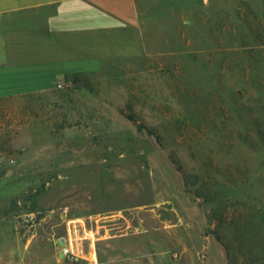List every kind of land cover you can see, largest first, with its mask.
<instances>
[{
  "label": "rangeland",
  "instance_id": "1",
  "mask_svg": "<svg viewBox=\"0 0 264 264\" xmlns=\"http://www.w3.org/2000/svg\"><path fill=\"white\" fill-rule=\"evenodd\" d=\"M146 4L142 55L0 106V264H84L66 235L100 256L160 242L156 264H264V0Z\"/></svg>",
  "mask_w": 264,
  "mask_h": 264
},
{
  "label": "crops",
  "instance_id": "2",
  "mask_svg": "<svg viewBox=\"0 0 264 264\" xmlns=\"http://www.w3.org/2000/svg\"><path fill=\"white\" fill-rule=\"evenodd\" d=\"M147 11L146 0H0V106L57 95L61 81L101 61L142 55ZM104 243L121 251L100 256L90 241L96 264L163 258L160 242Z\"/></svg>",
  "mask_w": 264,
  "mask_h": 264
},
{
  "label": "built area",
  "instance_id": "3",
  "mask_svg": "<svg viewBox=\"0 0 264 264\" xmlns=\"http://www.w3.org/2000/svg\"><path fill=\"white\" fill-rule=\"evenodd\" d=\"M14 163L11 158L0 156V168L9 167ZM84 226V224L80 225ZM87 247L84 244V239L80 237L79 240L71 238L69 235L58 238L59 252L69 259H82L92 264H96V254L94 249H88L90 242L87 243Z\"/></svg>",
  "mask_w": 264,
  "mask_h": 264
},
{
  "label": "trees",
  "instance_id": "4",
  "mask_svg": "<svg viewBox=\"0 0 264 264\" xmlns=\"http://www.w3.org/2000/svg\"><path fill=\"white\" fill-rule=\"evenodd\" d=\"M78 76H79V73L72 75V80H73L74 84H78L80 82L79 79H78ZM254 87H255L256 90H255L254 94H252V96H251L252 97L251 105H254V106L257 105L258 109L261 110L262 112H264V104L259 102L260 99L264 100V81H257L256 85ZM128 119L130 121H132L134 124H136V122H135V120L133 118L128 117ZM136 126H137V124H136ZM137 128L140 129V130L141 129H145L146 130V128L144 126H141L139 124H138ZM213 212L215 214V211H213ZM214 214L212 213V215L214 217H216L215 216L216 214L215 215Z\"/></svg>",
  "mask_w": 264,
  "mask_h": 264
}]
</instances>
